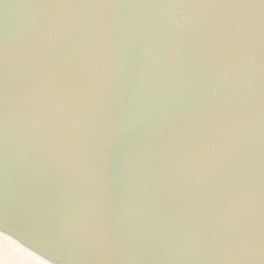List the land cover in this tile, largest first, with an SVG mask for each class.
<instances>
[{"label":"water","instance_id":"water-1","mask_svg":"<svg viewBox=\"0 0 264 264\" xmlns=\"http://www.w3.org/2000/svg\"><path fill=\"white\" fill-rule=\"evenodd\" d=\"M175 2L108 0L82 18L70 3L49 10V0H0V230L55 264H133L119 261L122 246L127 257L167 242L172 255L206 256L180 264H243L215 259L195 213L170 200L171 187L202 188L220 173L233 177L229 198L244 222L261 228L255 201L264 185V78L254 76L250 91L225 84V96L237 91L246 113L228 126L216 154L189 156L182 136L225 107L213 99L217 84L184 74L222 13L208 0L164 7ZM81 72L71 92L35 91ZM75 131L93 158L97 149L102 157L115 254L100 252L99 234L84 227V209L72 203L97 189L94 166L77 167L64 148Z\"/></svg>","mask_w":264,"mask_h":264},{"label":"snow or ice","instance_id":"snow-or-ice-1","mask_svg":"<svg viewBox=\"0 0 264 264\" xmlns=\"http://www.w3.org/2000/svg\"><path fill=\"white\" fill-rule=\"evenodd\" d=\"M107 2L108 0H49L44 9L56 10L58 4L70 3L80 11L83 18L88 10H102ZM201 6L204 5L187 0L164 5L166 8ZM207 6L218 9L222 15L217 16L212 28L193 51L184 74L189 81H211L217 84V95L213 99L221 101L225 107L210 113L182 136V147L189 156L216 154L224 147L228 126L238 124L246 113L238 110V106L244 103L235 102L239 95L237 91L234 90L231 97L225 96V84L250 91L253 89L254 76L264 78V0H208ZM51 23L55 30V26H58L55 13ZM84 23H88L86 18ZM245 57L246 59H243ZM4 71L7 75L6 68ZM82 75L83 72L79 76L68 74L55 83L40 82L35 91L53 89L71 92L78 87ZM259 111L264 116V97H261ZM64 148L77 167L85 170L93 166L95 168L97 189L76 194L72 203L80 202V207L84 209L83 215L80 216L84 227H91L99 234L102 241L100 252L103 254L111 250L115 254L117 249L112 235L101 154L97 149L93 158L90 145L79 131L66 137ZM232 181V176L220 173L214 177L212 183L202 188L171 187L170 200L177 210L195 213L201 226L202 238L206 236L207 246L216 253L215 259L250 264L257 257L264 258V185L261 186L259 198L255 201L259 205L262 220L257 233L244 222L237 209L235 197L229 198L233 189ZM192 201L195 202L194 207H190ZM167 244L168 242L163 248L142 246L136 253L127 257L122 246L118 259L120 262L127 259L133 264H145L146 257L151 256L153 264H180L184 260L206 258L203 253L195 257L172 255L168 252ZM261 264H264V259Z\"/></svg>","mask_w":264,"mask_h":264},{"label":"bare ground","instance_id":"bare-ground-1","mask_svg":"<svg viewBox=\"0 0 264 264\" xmlns=\"http://www.w3.org/2000/svg\"><path fill=\"white\" fill-rule=\"evenodd\" d=\"M0 264H55L0 230Z\"/></svg>","mask_w":264,"mask_h":264}]
</instances>
